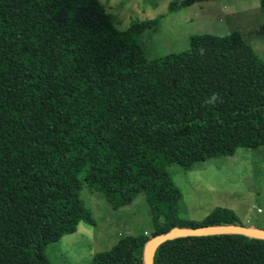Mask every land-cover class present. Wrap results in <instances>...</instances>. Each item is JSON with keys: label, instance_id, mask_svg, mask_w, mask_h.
Instances as JSON below:
<instances>
[{"label": "trees", "instance_id": "obj_1", "mask_svg": "<svg viewBox=\"0 0 264 264\" xmlns=\"http://www.w3.org/2000/svg\"><path fill=\"white\" fill-rule=\"evenodd\" d=\"M207 1L174 0L169 12ZM158 23L120 31L98 0H0V264H49L54 233L93 225L83 188L116 210L143 194L151 237L241 225L222 208L197 224L159 218L181 200L169 166L264 146V62L240 35H202L131 67L124 42ZM213 93L223 102L206 104ZM149 239L127 236L92 264H144ZM153 264H264V240L179 237Z\"/></svg>", "mask_w": 264, "mask_h": 264}, {"label": "rangeland", "instance_id": "obj_2", "mask_svg": "<svg viewBox=\"0 0 264 264\" xmlns=\"http://www.w3.org/2000/svg\"><path fill=\"white\" fill-rule=\"evenodd\" d=\"M98 1L120 31L159 20L157 26L124 42L131 67L185 52L190 38L202 35H240L264 62V38L260 34L264 0L207 1L176 12H169L174 0ZM167 173L181 200L163 209L161 225L175 221L201 223L212 211L222 208L231 211L242 226L264 230V146L239 148L232 156L199 162L188 170L171 165ZM80 200L93 225L80 222L64 233H54L52 244L45 249L49 264H92L96 255L110 251L121 239H151L157 231L143 194L118 210L102 193L85 188Z\"/></svg>", "mask_w": 264, "mask_h": 264}, {"label": "water", "instance_id": "obj_3", "mask_svg": "<svg viewBox=\"0 0 264 264\" xmlns=\"http://www.w3.org/2000/svg\"><path fill=\"white\" fill-rule=\"evenodd\" d=\"M238 234L264 240V230L237 226H204L199 228H173L166 233L152 237L145 245L143 252L144 264H153L156 248L163 242L179 237L211 236Z\"/></svg>", "mask_w": 264, "mask_h": 264}, {"label": "clouds", "instance_id": "obj_4", "mask_svg": "<svg viewBox=\"0 0 264 264\" xmlns=\"http://www.w3.org/2000/svg\"><path fill=\"white\" fill-rule=\"evenodd\" d=\"M200 53H201V55L204 54V49H203V48L200 49ZM217 102H223V101H222V97L220 96L219 93H213L210 97H208V98L205 100V103H206V104H209V105H214V104H216Z\"/></svg>", "mask_w": 264, "mask_h": 264}, {"label": "crops", "instance_id": "obj_5", "mask_svg": "<svg viewBox=\"0 0 264 264\" xmlns=\"http://www.w3.org/2000/svg\"><path fill=\"white\" fill-rule=\"evenodd\" d=\"M252 228V227H251Z\"/></svg>", "mask_w": 264, "mask_h": 264}]
</instances>
